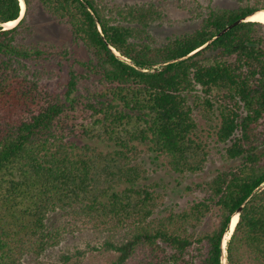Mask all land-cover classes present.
<instances>
[{"label":"trees","instance_id":"trees-1","mask_svg":"<svg viewBox=\"0 0 264 264\" xmlns=\"http://www.w3.org/2000/svg\"><path fill=\"white\" fill-rule=\"evenodd\" d=\"M24 1L7 28L21 1L0 0V264H43L76 230L104 264H264V23L214 38L264 0L208 5L196 28L165 38L155 1ZM39 13L70 46L34 39ZM55 69L58 88L46 83ZM213 151L228 166L161 208L144 156L187 179Z\"/></svg>","mask_w":264,"mask_h":264},{"label":"rangeland","instance_id":"rangeland-1","mask_svg":"<svg viewBox=\"0 0 264 264\" xmlns=\"http://www.w3.org/2000/svg\"><path fill=\"white\" fill-rule=\"evenodd\" d=\"M123 1H155L158 5L162 6L165 11V17L159 24L153 27V31L160 38H165L174 33H180L193 30L198 26L199 14L205 13L209 6L234 8L238 5L237 0H193L187 1L184 6H180L176 0H123ZM35 27L36 35L35 40H51L58 44L70 46L71 35L66 27L57 24L54 20L46 17L44 14L39 13L31 18ZM63 73L54 70V74L48 76L46 83L53 88H58L64 83ZM195 115L201 125L208 128L205 119H203L201 110L196 108ZM145 167L147 169L148 179L147 183L157 181L161 186L157 187L159 191L165 193V204L160 205L161 208L170 204H177L184 206L188 200H191L196 195H200L197 189L188 190L187 185H192L194 181H201L203 179L212 177L217 168H224L228 166L227 161L222 159L220 154L213 151L211 159L207 162L203 172L200 176L191 175L187 179H182L178 175L168 171L162 165L161 160L154 161L148 155L144 156ZM194 187V185H192ZM228 237V232L225 234L224 239ZM229 239V238H228ZM227 239V240H228ZM96 243L92 239L89 232L76 230L74 233L67 234L62 243L51 250L47 256L43 257V264H64L61 261V255L64 252L71 251L75 253L77 250L81 251L80 256L77 257L76 264H104L108 257L100 250L92 249V245ZM77 251V252H78Z\"/></svg>","mask_w":264,"mask_h":264},{"label":"bare ground","instance_id":"bare-ground-1","mask_svg":"<svg viewBox=\"0 0 264 264\" xmlns=\"http://www.w3.org/2000/svg\"><path fill=\"white\" fill-rule=\"evenodd\" d=\"M21 4L23 6V12L22 13L24 14L25 2L23 0H21ZM248 19L254 20V21H260V22L264 23V10H260V11L256 12L254 15H251L250 17H248ZM16 24H17V20L9 21V22L5 23V27H7V28L13 27ZM238 220H239L238 214L232 216L231 227H229L228 237L226 238L224 245H226L227 239L230 237L231 233L234 231Z\"/></svg>","mask_w":264,"mask_h":264},{"label":"water","instance_id":"water-1","mask_svg":"<svg viewBox=\"0 0 264 264\" xmlns=\"http://www.w3.org/2000/svg\"><path fill=\"white\" fill-rule=\"evenodd\" d=\"M23 1H24V0H23ZM24 2H25V1H24ZM260 10H264V9H258V10H255V11H254L253 13H251L250 15L235 20L233 23H231V24L227 25L225 28H223V29H222L217 35H215L214 38H216V37L222 35L223 33H225L226 31H228L229 29L233 28L234 26H236V25L239 24L240 22L245 21V20H249L248 17H250L251 15H254L256 12H258V11H260ZM22 12H23V7H22V11H21L20 16H19V18L17 19V23L22 19L23 15H24ZM243 206H244V205H241V206L238 208V210H237L233 215L238 214V216H239L241 210L243 209ZM229 227H231V221H230V223H229ZM232 233H233V232H232ZM232 233H231V235H232ZM231 235H230V236H231ZM229 238H230V237H229ZM224 243H225V239H224V241H223V245H224ZM223 263H224V264H227V263H226V257H225V254H224V257H223Z\"/></svg>","mask_w":264,"mask_h":264},{"label":"clouds","instance_id":"clouds-1","mask_svg":"<svg viewBox=\"0 0 264 264\" xmlns=\"http://www.w3.org/2000/svg\"><path fill=\"white\" fill-rule=\"evenodd\" d=\"M20 1H21V0H20ZM21 7H23L22 4H21ZM21 11H22V10H21ZM228 232H229V231H228ZM224 247H225V245H224Z\"/></svg>","mask_w":264,"mask_h":264}]
</instances>
